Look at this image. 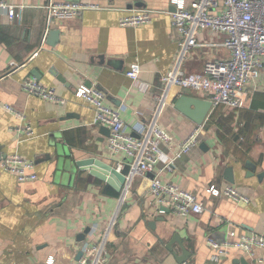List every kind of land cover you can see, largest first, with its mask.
<instances>
[{"label": "crops", "instance_id": "crops-1", "mask_svg": "<svg viewBox=\"0 0 264 264\" xmlns=\"http://www.w3.org/2000/svg\"><path fill=\"white\" fill-rule=\"evenodd\" d=\"M51 1L68 0H13L21 8L15 20L0 12V264H77L81 246L97 243L113 219L106 264H177L168 250L182 254L174 244L177 239L191 254L184 264H214L208 239L223 244L264 234V64L240 109L221 106L211 112L201 125L198 147L171 172L156 168L152 174L132 176L122 203L123 191L72 170L75 162L89 158L113 166L128 161L110 154L109 136L101 133L93 107L77 98L75 90L85 85L104 91L108 106L119 111L129 133L141 136L164 94L162 78L179 56L180 35L168 14L173 0H77L102 9L63 21L48 20ZM183 1L191 7L196 0ZM140 10L154 12L151 23L120 25L125 16ZM53 30L60 36L52 47L46 42ZM198 40L201 46L182 64L187 75L202 74L207 62L230 57L222 46L225 35L202 31ZM133 67L140 69L137 82L127 76ZM28 79L54 89L66 104L26 94L22 84ZM181 95L209 100L199 92L167 89L159 124L177 142L199 127L175 108ZM58 146L65 147L67 164L58 165ZM16 154L35 162L37 180L19 183L1 168L6 157ZM166 155L170 158L172 152ZM155 176L193 193L205 211L185 218L169 209L157 213L150 195ZM212 185L234 186L250 202L215 198L207 192ZM88 227L86 240L78 242ZM242 260L264 264V249L250 256L232 248L219 264Z\"/></svg>", "mask_w": 264, "mask_h": 264}, {"label": "built area", "instance_id": "built-area-1", "mask_svg": "<svg viewBox=\"0 0 264 264\" xmlns=\"http://www.w3.org/2000/svg\"><path fill=\"white\" fill-rule=\"evenodd\" d=\"M172 5L174 9L168 14L172 18L174 29L180 35L179 56L175 67L162 78L164 94L159 98V107L141 136L135 137L129 133L119 111L108 106L104 91L85 85L75 90L77 98L93 107L95 124L110 129L108 138L110 154L114 158L125 156L128 160L127 163L118 161L115 166L128 180L121 197L122 203L129 193L127 185L132 176L152 174L156 168L171 172L180 159L199 145L201 126L186 140L179 142L160 126L159 116L165 104V93L168 88L175 86L181 90L207 95L212 102L210 113L221 106L240 109L246 103L249 84L260 77L263 68L264 0H196L191 7L186 6L183 0H173ZM20 9L14 5L13 0H0V12H5L10 20H15ZM101 9L99 5L81 2L51 1L46 6L48 20L56 21L75 20L86 11ZM153 14L151 10H140L125 16L120 25L131 28L146 25L152 22ZM202 31L225 35L226 40L222 46L229 51L230 57L227 60L207 62L202 74L187 75L182 70V64L191 50L201 46L198 36ZM139 75L138 67H133L127 72V76L134 82L139 80ZM22 89L30 96L58 105L66 104V100L59 97L54 89L45 87L37 79L25 80ZM4 108L24 119V114L15 108L9 105H5ZM26 128V133L31 136L33 134L31 128ZM168 152H172L170 158L166 155ZM161 165L164 167L161 168ZM1 168L15 176L19 183L38 179L35 162L18 154L6 157L1 163ZM207 192L215 198H229L239 204L250 202L245 194L231 185L222 188L212 185ZM150 195L159 214L165 213L163 209L166 208L185 218L200 215L205 211L204 203L193 193L158 176L151 180ZM114 225L115 219L110 222L97 243H86L81 246L83 256L77 264L107 263L108 244ZM231 237H235V233H232ZM207 243L213 252L211 262L219 264L232 248L254 256L258 249H264V234L243 236L238 241H227L223 244L208 239Z\"/></svg>", "mask_w": 264, "mask_h": 264}, {"label": "water", "instance_id": "water-1", "mask_svg": "<svg viewBox=\"0 0 264 264\" xmlns=\"http://www.w3.org/2000/svg\"><path fill=\"white\" fill-rule=\"evenodd\" d=\"M67 2L79 3L77 0H68ZM60 31L53 30L49 34V38L46 42L49 46H55L57 41L59 40ZM60 79V78H59ZM175 108L181 112L182 114L188 116L194 123L198 126L203 125L206 121L208 115L210 114L212 108V102L210 100H201L197 98H192L186 95H181L177 98L175 102ZM101 133L110 136V129L108 127L101 126ZM203 148V146H202ZM65 147H57V156H58V165L67 164L66 161V152ZM247 169L250 172H254L255 168L252 165H247ZM74 174L76 175L79 171L80 173H88L90 176L97 178L110 186H112L116 191L122 193L125 185L128 180L124 173L119 172L115 166L105 164L103 162L98 161L97 159L89 158L85 160H80L75 162V166L72 168ZM165 213H168V209H163ZM154 227V223L150 224ZM91 232V228L88 227L83 234L79 235L78 242H84L86 240V235ZM174 244H178L182 250V254L178 255L172 248L168 247L171 254L176 260L177 264L186 263L191 254L188 253L181 240H174ZM83 256V253L80 252L77 256V260L79 261ZM242 264H246V260L241 261Z\"/></svg>", "mask_w": 264, "mask_h": 264}]
</instances>
